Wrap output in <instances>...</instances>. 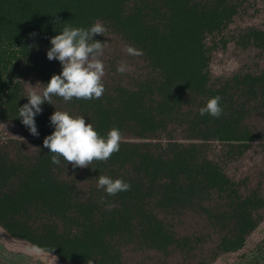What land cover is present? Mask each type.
Instances as JSON below:
<instances>
[{"label":"trees","instance_id":"trees-1","mask_svg":"<svg viewBox=\"0 0 264 264\" xmlns=\"http://www.w3.org/2000/svg\"><path fill=\"white\" fill-rule=\"evenodd\" d=\"M248 1L0 0V122L34 138L28 145L0 140V223L77 264H127L130 254H157L164 263L212 234L216 248L197 264L241 248L264 219V172L252 183L249 174L237 177L226 168L253 143L264 149V28H230ZM94 23L107 29L94 40L143 51L141 64H133L139 73L129 83L105 74L100 99L53 96L35 116L39 135H32L17 117L28 103L22 79L42 90L62 70L47 58L50 38L65 26ZM215 38L231 41L241 57L227 75L209 68ZM115 59L107 58L108 66ZM216 95L223 115L201 116ZM55 110L83 116L101 136L118 128L119 152L84 168L52 164L43 140L54 131ZM99 175L123 179L131 189L108 196L96 186ZM193 215L203 218L202 230H177L176 219Z\"/></svg>","mask_w":264,"mask_h":264},{"label":"clouds","instance_id":"clouds-1","mask_svg":"<svg viewBox=\"0 0 264 264\" xmlns=\"http://www.w3.org/2000/svg\"><path fill=\"white\" fill-rule=\"evenodd\" d=\"M107 29L100 23H94L90 28L65 26L63 30L50 38L51 47L47 50L49 60L56 59L62 65L60 74H53L46 86L37 91L31 86L25 95L28 103L18 108V116L29 132L38 136L35 116L42 111L41 105L52 103V97H61L65 102L73 98L77 100H93L102 98L106 91L103 77L105 67L100 57L103 55L105 42L94 40L93 35L105 36ZM125 52L131 56H142L143 51L130 45H125ZM14 63V62H13ZM117 73L128 71L126 64L117 66ZM220 95L209 98L199 109V114H208L214 118L223 115ZM54 131L43 140V145L52 153L51 162L60 165L71 164L73 168H84L93 162H107L114 153L119 152L123 142L121 131L113 127L105 136H101L93 125L86 122L83 116H72L66 111L55 110L50 116ZM21 141L23 142V138ZM97 188L103 189L108 196L131 189L130 183L123 179H112L107 175H99ZM105 197L100 202H105ZM112 205L109 203L108 208ZM92 264V262H88Z\"/></svg>","mask_w":264,"mask_h":264},{"label":"rangeland","instance_id":"rangeland-1","mask_svg":"<svg viewBox=\"0 0 264 264\" xmlns=\"http://www.w3.org/2000/svg\"><path fill=\"white\" fill-rule=\"evenodd\" d=\"M236 26L246 27L255 26L264 28V0H249L239 15L235 18L230 28ZM212 40V39H210ZM211 46V58L209 68L215 76L227 75L231 73L240 63L241 57L236 55L231 41H227L224 45L215 38L209 44ZM115 59L114 68L108 66L107 58ZM100 59L104 63L105 74L107 78L121 77L125 82L132 81V77L137 75L138 67L133 66L135 62L140 63L137 57L128 55L125 51H121V45L113 46L107 43L104 48L103 55ZM108 60V61H109ZM135 61V62H134ZM121 63L126 64L128 71L124 74L117 73V66ZM141 64V63H140ZM25 95L29 87H34V83L28 81V76L22 79ZM181 134V133H179ZM28 145L34 138L25 136L24 130L10 121L0 122V140L8 138H18ZM179 136L178 138H181ZM213 147H219L217 141L211 142ZM26 146H24L25 148ZM231 174L241 177L249 174V180L255 183L264 172V149L258 144L253 143L244 154L241 155L233 164L226 167ZM81 191L87 190L86 185H79ZM203 218L188 216L182 222L176 219L177 230L181 233L188 234L198 233L204 228L201 224ZM206 231V230H205ZM216 235L212 234L206 237L204 244H200L188 254H181L179 251H173L164 263L159 261L157 254H147L144 256L130 254L127 264H197L200 258L211 257V251L216 248ZM0 264H77L70 260H64L58 257L54 252L47 250L22 235L12 234L4 225L0 223ZM208 264H264V219L259 225L246 237L241 248L226 253L217 254Z\"/></svg>","mask_w":264,"mask_h":264}]
</instances>
